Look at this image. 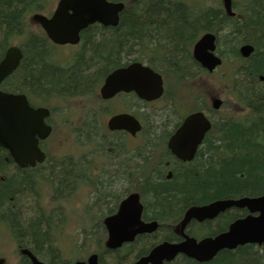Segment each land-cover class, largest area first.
<instances>
[{
	"label": "trees",
	"instance_id": "16d2710c",
	"mask_svg": "<svg viewBox=\"0 0 264 264\" xmlns=\"http://www.w3.org/2000/svg\"><path fill=\"white\" fill-rule=\"evenodd\" d=\"M52 1L0 0V60L15 43L23 54L18 69L1 84L3 91L23 93L30 100L38 98L43 104L84 96L94 100L102 79L120 67L123 59L132 57V62L145 63L163 76L167 100H171L170 94L175 91L169 90V83L177 84L180 90L174 99L182 101L183 87L192 82L194 70L198 69L191 58V49L202 34L218 33V54L224 57L237 56L241 38L258 39L261 50L238 73L235 83L240 97L237 103L246 114L239 119L214 120L190 163L171 160V154L161 150L160 141L179 124L165 113L153 115L144 123V150L141 143L133 149L131 178L110 180L86 173L85 179L91 182L89 185L100 202L99 221L96 225L77 227V232L82 230L84 236L74 246V252L83 251L88 241L95 247L100 264H127L133 260L130 248L116 251L104 248L101 225L102 218L111 213L102 204L114 200L130 184L132 191L149 197L152 204L147 214L159 221L170 218L174 221L192 206L264 194V0H236L235 4L248 14L244 26L225 16L220 0H111L125 5L118 25L114 28L93 25L84 30L80 53L67 69L52 64L48 56L51 47L30 20L32 14L45 11ZM179 106L181 110L182 105ZM196 106H200L199 110L204 107ZM91 116L76 130L78 141L81 134V143L89 148L88 154L108 155L112 147V151L121 152L120 139L107 136L95 116ZM155 155L159 163L150 170ZM122 157L118 153L115 159L120 161ZM61 163L47 171L20 169L0 148V236L1 230L8 228L19 245L28 247L47 264H70L63 259V249L56 242L66 223L63 209L56 205L51 212L36 211L32 218L27 214L30 209L34 210L32 202L38 208L39 195L44 189L51 188L57 198L74 190L82 169L73 160ZM43 171H50L52 175H41ZM245 214V211H228L218 220L207 223L210 225L203 228L202 234L224 231ZM134 247L136 253L144 250V240ZM21 264L28 261L22 259ZM170 264L198 263L184 258ZM204 264H264V247L246 245L232 251L223 250Z\"/></svg>",
	"mask_w": 264,
	"mask_h": 264
},
{
	"label": "water",
	"instance_id": "95a60500",
	"mask_svg": "<svg viewBox=\"0 0 264 264\" xmlns=\"http://www.w3.org/2000/svg\"><path fill=\"white\" fill-rule=\"evenodd\" d=\"M222 2L226 13L232 15L231 0ZM123 9L122 3H111L107 0H59L49 18L34 14L31 20L44 30L53 43L76 45L79 43L80 32L90 25L116 27ZM214 40L213 35L205 34L195 43L192 50L193 59L209 72L221 64L220 59L213 55ZM250 51L249 48L242 49L245 56ZM21 59L22 53L18 47L11 46L6 49L0 61V84L17 69ZM120 92H133L147 102L157 100L163 93L162 77L148 66L132 63L109 73L99 89L102 100L111 99ZM220 105L219 100L212 102L214 110L219 109ZM48 116L47 109L30 107L24 95L0 90V148L9 153L19 168L34 167L36 163L44 161L45 156L38 143L50 134V127L44 123ZM107 127L110 131L124 130L132 136L141 129L139 122L130 115L112 117L107 122ZM209 129L210 122L202 113L191 114L170 137L167 147L180 161H192ZM232 208L245 209L248 215L231 223L226 232L215 238L203 239L199 243L186 236L185 241L180 244L162 243L146 258L134 264L169 263L178 255H184L199 263H208L224 249L233 250L247 244L264 246V195L257 198L219 200L206 206L192 207L185 213L181 230L183 231L191 220H212ZM141 213L142 206L138 195L131 194L120 204L116 214L104 219L103 224L108 234L105 242L107 250L115 251L123 244L132 242L139 234L154 232L156 224L142 223ZM21 254L29 259L31 264H45L28 249H23ZM2 263L0 260V264ZM75 264H99L98 256L92 254L85 262Z\"/></svg>",
	"mask_w": 264,
	"mask_h": 264
},
{
	"label": "flooded vegetation",
	"instance_id": "af4514ba",
	"mask_svg": "<svg viewBox=\"0 0 264 264\" xmlns=\"http://www.w3.org/2000/svg\"><path fill=\"white\" fill-rule=\"evenodd\" d=\"M236 0H231V7H232V11L234 13V16H227L222 8V2L220 0V5L221 8L225 14V16L228 19H235L239 25L241 24L242 26H244L246 24V20L248 17V14L238 5L235 4ZM87 30V29H86ZM206 33H210L213 34L215 36V51H214V55L216 57H218L222 64L221 66L218 68V70L222 69V74L221 77L223 78V80L225 79L226 81V88L229 89L230 93L237 99V101L240 100L239 95L236 92V79H237V75L238 73H240V71H242L243 69H245L248 64H249V60L252 58V56H255L258 53H261L260 49V44L258 43V39L255 40H246L244 38H241L240 43L237 46V56L236 57H227V56H222L221 54L219 55V46H218V39L219 37L217 36V34L211 33V32H206ZM250 33L253 34L254 31L250 30ZM82 34L83 32L80 34V37L82 39ZM260 37V36H258ZM83 46L82 43L78 44L76 47H72L70 48L71 51L68 54L67 58H61V61L56 60L55 58H53L51 56V53L48 54L49 58L51 59V62L53 65H56L59 68L62 69H67L70 68L75 60L77 59V56L80 53L81 47ZM56 48V47H54ZM77 48V49H76ZM244 48H249L251 51L250 53L245 56L242 53V49ZM76 49V50H73ZM55 54L57 55L54 51L52 53V55ZM51 56V57H50ZM192 58V57H191ZM193 60V59H192ZM132 63V57H126V59L122 60L121 66L120 67H124L127 64ZM117 67V68H120ZM115 68V69H117ZM217 71V69L213 72H211L210 74L207 73V77L213 75L215 72ZM165 83V82H164ZM164 86V92L161 98H159L156 101H152V102H144L142 100H138L137 97L133 94V93H128V94H118L116 95L112 100L110 101H106V102H102V107L97 104V107H94V104L83 114H80V116H78L81 120L80 124L76 127V130H79L83 127V124L85 123V121H89L90 120V115L92 114L91 118L93 116H95L97 123L101 124L104 133L107 136H111V138L113 137H118L120 139L121 142V148L120 151L121 152H114L112 151V149L110 150L111 153L106 155V154H96V153H92L94 155H90L88 153H90L89 148L86 147L85 145H83L81 143V134H80V146L78 148V152L77 154H69V155H64V156H51L50 154H48L49 152V148H50V137H48L46 140L39 142V147L41 149V151L44 152L45 154V161L41 164L36 165L35 167H33V170H44L47 171L48 168H52L55 166H59L60 164H62L61 162H63L64 160L68 161V160H73L74 162H76V164H78V166L82 169L81 172V177L79 178L76 187L74 188V190H72L71 192H67L65 194H63V196H59L58 198L55 197L54 192L52 191V189L50 188V195L51 197H53L56 202L55 205H58L59 207H61L64 211L65 208H69V207H75L77 209L76 211V226L77 227H81L85 224H87L88 226L90 225H96L97 221H99V201L95 198V192L93 191V189L91 188V186L89 185V183H91L89 180L86 181L85 177L86 173H88L90 176L93 177H99V178H107V179H120L122 177L125 178H131L132 174H133V156H132V152L134 147L139 146L140 143L142 144L143 150H144V132H143V128H144V123L148 122L151 118V116L153 115H157V114H161V115H165V113L170 114L172 119H175L176 123H179L178 126L175 129H170L172 132L171 134L165 138L164 140L160 141V147L162 151H167L171 154V152L169 151L167 145L168 142L170 140V137L173 135V133L176 131V129H178V127L180 126V124L182 123L183 119L190 113L186 114L184 117L182 116V114L180 113L179 110V102H178V106L176 105L177 103L174 102V98L171 97V100H167L166 99V91H165V85ZM225 86V85H224ZM223 92H226L223 91ZM170 97L168 99H170ZM134 98H136L137 103L135 105H137V108L139 109L138 111L134 109V111L136 112L137 115H135V118L139 121V123L141 124V130L139 133H137L135 135V137H132L130 134L125 133L124 131H113V132H109L106 128V124L105 123H101L100 121V117L99 114L101 112V109H103L104 113L110 114V116L112 115H117V114H130L133 115L134 111L132 110V100H134ZM219 99L222 104L221 107L218 111H212L209 102L212 99ZM120 102L121 106L117 107L116 103ZM113 104L114 105V110L110 111L109 107L106 104ZM118 104V103H117ZM225 105V100L224 98H222L220 95H211L209 97V100L207 101V104L204 105L203 108H201V111H203L205 113V115H207L209 117V119L211 120L212 124L213 121L216 119H223L225 118L223 115H221L220 110L223 108V106ZM96 106V105H95ZM56 109V108H55ZM52 109L50 110V116L46 119V124L49 125L52 129V133L55 131L56 125L58 124H63L65 121L64 118L62 117H57V113H54V110ZM120 109V110H119ZM199 111V110H197ZM195 112V111H194ZM246 114L245 111H242L241 116L243 117ZM65 117V116H64ZM228 117V116H227ZM99 120V121H98ZM211 131V130H210ZM209 131V132H210ZM208 132V133H209ZM51 133V135H52ZM207 134V133H206ZM205 134V136H206ZM204 136V137H205ZM204 140V139H203ZM202 140V142H203ZM97 143V141H95ZM92 151V149H91ZM118 153L123 154L122 159H120V161H116L115 157L118 155ZM144 155V154H143ZM142 155V157H144ZM171 160H176L179 163L182 164H188L190 162H182L180 160H178L175 156H173L171 154ZM158 156L155 155L154 156V161L152 162V166L150 165L149 168L150 170L153 169L158 163ZM41 172V175H52V173L50 171L46 172ZM172 172H169L168 177H171ZM131 184L129 186H126V189H124V191L122 193H120V195L118 197H116L114 200H110V202L108 204H102L103 206H108L107 208H110L111 213L106 214L104 217L109 216L114 214L117 209L119 204L126 198L128 197L130 194L132 193H136L138 194V196L140 197V203L142 204V215H141V220L143 223L145 224H149V223H156V229L153 233L151 234H140L137 235L134 240L129 243L124 245L123 247H127L131 249V255L130 257L133 259L132 262L136 261L137 259H140L142 257H146L150 250L163 242H168V243H180L183 239L182 237L179 235V230H178V224L181 222L186 210L188 208H186L182 214L177 215V217H179L176 220H164V221H159V220H153L152 218H150L147 214L148 206L150 204H152V202L149 200V197L147 196H143V194H141L140 192L137 191H132L131 189ZM66 210V209H65ZM225 214V213H224ZM223 213L218 215L215 219L213 220H206L203 221L201 223H198L194 220H192L186 227L184 234L188 235L189 237H193L195 238L197 241L203 239L204 237H213L221 232H217L214 233L213 235H209V234H202V230L203 228L207 227L210 224V222L216 221L218 220L222 215H224ZM64 217L66 216V214L63 212ZM66 220V217H65ZM103 221V219H102ZM225 231V230H224ZM153 238V239H152ZM140 240H144V250H141L139 253H136L135 251V244L138 243V241ZM150 240H152V242H150ZM122 247V248H123ZM121 248V249H122ZM130 262V263H132ZM129 263V264H130Z\"/></svg>",
	"mask_w": 264,
	"mask_h": 264
},
{
	"label": "rangeland",
	"instance_id": "374dc122",
	"mask_svg": "<svg viewBox=\"0 0 264 264\" xmlns=\"http://www.w3.org/2000/svg\"><path fill=\"white\" fill-rule=\"evenodd\" d=\"M56 3L57 0H53L51 3H49V5L46 6L45 11L52 12ZM44 13H48V12H44ZM12 43H15V41L13 40ZM62 48L59 49L60 51L58 50L59 52L56 53L57 55L55 54L52 55L51 53V56L58 61H61V58H67L71 49L64 50ZM50 50L52 51L53 48ZM198 69L196 67L194 70V72L196 73H194V79L192 80V82L189 83L188 86L184 85L185 87H183V91H182L184 92L182 93L183 95V98L181 99L182 101H179V99H174V102L177 103L176 104L177 106H178V102L179 104L180 103L182 104L181 112L183 113L184 111V113H186L189 110H191L196 104L195 101L196 99H201L199 101V104L204 105L205 103L207 104V99L211 95L213 96L220 95L225 100V105L223 106L220 112L221 115L228 116L229 114L230 116L235 115L233 117H239L242 114V108L241 106L238 105L237 99L230 93L229 89L226 88V81L225 79L223 80L224 77L223 78L221 77V74L223 73L222 69L217 70L213 75L208 77L204 76V73H200L201 69L199 67ZM98 87L95 90V93H97ZM169 88L170 91L175 90L174 93L171 92L172 97H175L177 92L180 90L177 84L174 85L171 82L169 83ZM225 90L226 92H223ZM89 98L90 97L84 96L82 98H75L71 102H68L70 100L59 101L54 107H52V109L56 108L54 110V113H57V117H62L65 119V121H63L64 122L63 124L56 125L55 132L52 134L50 138L51 140H50V148L48 154H50L51 156H64L69 154L75 155L78 152L80 143L77 139L76 127L81 122L78 116L86 112L93 105ZM35 100L39 101L38 98ZM50 101L51 103H54L52 102L54 100H50ZM50 101H46V102L50 103ZM98 102L99 105L102 107L103 104L99 100ZM34 103L40 104L42 102H34ZM117 103L116 106L120 107L121 106L120 102L117 101ZM132 103H133L132 110L134 111L135 109L138 111L139 109L137 108V105H135L137 103V100L136 99L132 100ZM97 104L98 103H95L94 107H97ZM106 105L109 107L110 111L114 110L113 104L109 103ZM65 114L68 115L65 116ZM99 116H100V122L104 123L106 118L108 117V114L102 111L100 112ZM50 194L51 193L49 189H44L42 193H40L39 198L41 200V205L40 206L38 205L39 208L38 209L35 208L36 206L34 205V202H32L34 210L30 209L31 211L27 214L28 218L34 217L33 213H35L36 211L40 213L42 212V209H45V211L46 210L49 211L50 209H54L56 207L55 205L56 200L53 197H51ZM65 209L63 212L66 214L65 216L66 223L63 226V229L61 230V233L57 238L58 240L56 242H58V245L60 246L61 250L63 249L64 251L63 255L65 256V259L74 260L83 257L87 258L86 255L93 248V246L89 244L88 241L85 242L88 245L84 246L83 251L79 253L74 252L75 249L74 246H77L79 244L78 241H82L81 238L84 236V234H82V230L79 231V233L77 232V226L75 222L77 209L73 206ZM87 228L88 227L84 229V233L86 232ZM1 231L2 233L0 236V257L4 258L5 260L4 264H21L22 257L19 255L17 251V245H16L17 240L14 234L10 233V230H8V228L2 229Z\"/></svg>",
	"mask_w": 264,
	"mask_h": 264
}]
</instances>
